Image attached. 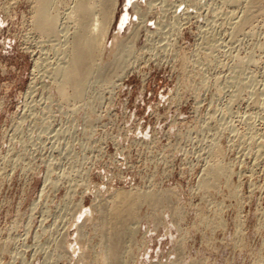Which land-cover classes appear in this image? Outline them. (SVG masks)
<instances>
[{"label":"rangeland","instance_id":"obj_1","mask_svg":"<svg viewBox=\"0 0 264 264\" xmlns=\"http://www.w3.org/2000/svg\"><path fill=\"white\" fill-rule=\"evenodd\" d=\"M36 1L0 0V264H118L103 246L126 191L163 197L136 208L123 264H264V156L241 137L264 130V10L232 35L243 5L118 0L100 66L124 41L126 71L66 100ZM214 141L232 175L205 190Z\"/></svg>","mask_w":264,"mask_h":264},{"label":"bare ground","instance_id":"obj_2","mask_svg":"<svg viewBox=\"0 0 264 264\" xmlns=\"http://www.w3.org/2000/svg\"><path fill=\"white\" fill-rule=\"evenodd\" d=\"M61 1L62 0L36 1L35 28L42 36L46 37L47 40L51 39V42L54 41L53 44L50 42L51 46H53L52 49H56L58 52L57 54H59L57 62L54 63L55 65L52 66V63H48L52 67L46 66L49 68L46 75L54 81L64 99H82L89 87L90 77L95 71L101 72L102 69H107L103 73V77L99 79V82L103 83L113 82L112 79L114 76L118 75L116 73L122 72L121 74L123 75V72L126 71L125 68L127 66L126 61L129 59L128 56L130 55L129 57H131L132 45L128 44V42L125 43L121 41L120 44L123 46L122 49L120 47V51L116 49L113 53L112 60L106 67H101L100 61L106 48V37L112 21H114L118 0H71L73 5L69 6V10L65 12V17L61 16L62 12L59 9V3ZM224 1L228 4L243 5L240 14L231 10L232 14L229 16V19L232 25V35L236 33V31L244 29L252 18L257 16L259 11L264 10V0ZM199 2L201 3V1ZM62 18L67 20H62ZM68 19H72V26L70 27L74 28L73 33H69L70 27L66 24ZM123 20L124 18H122L121 22ZM205 41L207 46L206 49L209 47L212 48L211 36L205 39ZM206 54L209 56V52H206ZM243 65L244 60H240L236 63L237 69L239 68V70L242 69ZM40 76L42 77L43 75ZM231 81L238 83L240 79L237 78ZM254 93H257L258 96L256 97V101L259 102V104L262 103L263 106L264 93L262 94L259 90ZM261 96H263V99ZM251 117L253 118L252 115ZM250 122L248 124L246 123L248 126L247 133L241 137L245 138L250 143V154H253L256 158L264 156V130L259 135L256 134V131L253 130L255 126L253 127V123ZM210 146L213 156L212 162L205 168L204 174L200 179V186L205 190L210 186L218 185L219 178H228L232 175V167L223 163L220 158L221 152L218 142L214 141ZM162 197L163 194H152L148 192L133 193L126 191L119 194V197L114 201V206L110 207V214L108 217L109 228L107 232L108 241L105 246H103L104 258H106V253V256L110 258L111 261H117L119 262L118 264H123L122 256L126 253L128 247L124 245V240L127 239V237H131L133 234L134 227L132 224L135 223L134 217L136 208L143 202L159 201L162 200Z\"/></svg>","mask_w":264,"mask_h":264}]
</instances>
